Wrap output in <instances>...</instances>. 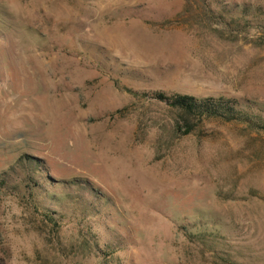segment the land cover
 <instances>
[{"label":"rangeland","instance_id":"obj_1","mask_svg":"<svg viewBox=\"0 0 264 264\" xmlns=\"http://www.w3.org/2000/svg\"><path fill=\"white\" fill-rule=\"evenodd\" d=\"M0 264H264V0H0Z\"/></svg>","mask_w":264,"mask_h":264},{"label":"trees","instance_id":"obj_2","mask_svg":"<svg viewBox=\"0 0 264 264\" xmlns=\"http://www.w3.org/2000/svg\"><path fill=\"white\" fill-rule=\"evenodd\" d=\"M153 98L157 101L163 102L166 106L178 112L183 127L182 135L191 132L192 128L189 125V120L194 117L215 118L224 121L236 120L248 125L252 124L255 127L259 126L257 125L258 123H254L251 117L246 113L236 109V104L234 102L226 101L221 98L196 100L189 96H164L162 94H154ZM22 159L33 161L26 156H23Z\"/></svg>","mask_w":264,"mask_h":264}]
</instances>
